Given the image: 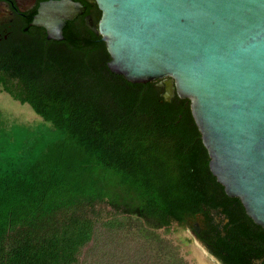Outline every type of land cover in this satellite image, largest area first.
I'll return each instance as SVG.
<instances>
[{
    "label": "trees",
    "instance_id": "16d2710c",
    "mask_svg": "<svg viewBox=\"0 0 264 264\" xmlns=\"http://www.w3.org/2000/svg\"><path fill=\"white\" fill-rule=\"evenodd\" d=\"M69 25L61 42L33 29L0 74L41 118L0 111V264H188L160 231L242 203L212 174L190 100L112 73L102 36Z\"/></svg>",
    "mask_w": 264,
    "mask_h": 264
},
{
    "label": "water",
    "instance_id": "95a60500",
    "mask_svg": "<svg viewBox=\"0 0 264 264\" xmlns=\"http://www.w3.org/2000/svg\"><path fill=\"white\" fill-rule=\"evenodd\" d=\"M95 1L110 71L190 100L212 174L264 229V0ZM84 10L49 2L31 26L61 42Z\"/></svg>",
    "mask_w": 264,
    "mask_h": 264
},
{
    "label": "flooded vegetation",
    "instance_id": "af4514ba",
    "mask_svg": "<svg viewBox=\"0 0 264 264\" xmlns=\"http://www.w3.org/2000/svg\"><path fill=\"white\" fill-rule=\"evenodd\" d=\"M58 1L65 0H0V74H3V83L9 82L11 46L21 45L33 29L47 34L44 28L31 26V23L43 4ZM70 1L83 4L85 10L73 22H68L64 33L70 28L69 23H84L94 31L101 18L96 1ZM165 80L158 81V85L164 87V93ZM199 216L192 227L189 225L184 230L204 249L210 264H264V229L249 218L242 204L212 207L208 214L212 218L210 226L203 221L205 214Z\"/></svg>",
    "mask_w": 264,
    "mask_h": 264
},
{
    "label": "rangeland",
    "instance_id": "374dc122",
    "mask_svg": "<svg viewBox=\"0 0 264 264\" xmlns=\"http://www.w3.org/2000/svg\"><path fill=\"white\" fill-rule=\"evenodd\" d=\"M0 111L11 122L20 124H33L41 119L30 106L15 101L6 93L0 94ZM160 233L179 249L180 255L188 264L211 263L204 249L184 229L174 226L169 230H162Z\"/></svg>",
    "mask_w": 264,
    "mask_h": 264
}]
</instances>
